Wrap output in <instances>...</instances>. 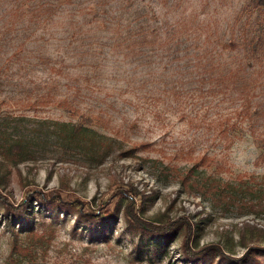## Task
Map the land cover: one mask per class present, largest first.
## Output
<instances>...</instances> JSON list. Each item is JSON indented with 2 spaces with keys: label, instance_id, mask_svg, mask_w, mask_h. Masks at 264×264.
Wrapping results in <instances>:
<instances>
[{
  "label": "rangeland",
  "instance_id": "rangeland-1",
  "mask_svg": "<svg viewBox=\"0 0 264 264\" xmlns=\"http://www.w3.org/2000/svg\"><path fill=\"white\" fill-rule=\"evenodd\" d=\"M145 1L160 17L195 13L216 29L214 37L227 38L237 34L234 16L249 0ZM81 2L64 1L57 10V0H0L1 194L14 206L34 191L74 200L66 214L32 200L28 215L16 220L0 203V264H189L181 234L154 241L129 233L123 220L129 205L149 221L188 222L193 244L217 245L227 255L221 262L213 257L215 264H246L244 244L264 250V208L252 211L264 202V158L247 119L237 115L233 87L209 93L206 84L203 95L187 96L195 84L175 65L170 69L164 52L112 47L117 33L101 26L84 25L70 39L68 22H81L84 8L103 2L118 15L121 0ZM253 93L254 106L264 110V75ZM80 116L106 138L101 165L58 139L55 122L75 124ZM253 122L256 132L264 128V116ZM17 140L26 153L14 163L5 148ZM78 210L84 218L85 211L114 218L88 230L84 222L75 226ZM30 224L42 242L29 238ZM253 257V264H264V251Z\"/></svg>",
  "mask_w": 264,
  "mask_h": 264
},
{
  "label": "trees",
  "instance_id": "trees-1",
  "mask_svg": "<svg viewBox=\"0 0 264 264\" xmlns=\"http://www.w3.org/2000/svg\"><path fill=\"white\" fill-rule=\"evenodd\" d=\"M64 1L68 0H57V10L62 8L61 4ZM81 1L83 0H78V3L82 4ZM102 4L103 2H98L96 5L84 8L87 13H84V19L81 22L73 21V19L68 22L70 39L80 36L78 33L82 32L84 25H87L88 29L101 26L113 32V34L117 33V35H113L115 38H113L112 47H120L123 43H127L125 47L129 48V52L134 46L139 49L151 48L157 52H164L170 69H173L175 65L176 69L184 71V79L188 81V84H195L194 87L190 86L187 96H193L195 92L199 96L203 95L204 85L206 84H211L209 93L218 87L223 86L225 89L233 87L238 99H240V108L237 115L242 119H247L251 135L260 150V157L264 158V128L256 132L253 127V120L264 116V110L255 107L253 101V90L259 79L264 75V0H249L241 7L234 16L232 23L234 26L237 24V34L232 30L227 38L214 37L216 29L210 24L199 22L196 14L192 12L178 19H172L169 16L160 17L156 13L152 2L121 0L119 14L114 15L109 9H104ZM97 6L102 8L104 14L102 17L106 18L100 17ZM173 6L180 8L181 5L176 2ZM71 7L68 10L70 11L69 15L74 18L77 9H74V6ZM89 12L92 16L87 18L86 14ZM254 13L256 17L252 20ZM81 38L86 39L87 37ZM87 40L90 41L91 39L87 38ZM92 43L90 42L87 47H90ZM231 52H235V56L232 57V60L227 61L224 56L230 55ZM172 92L174 95L176 94L175 90H172ZM75 93H78V91ZM80 118L81 121L75 124L55 122V126L59 128L58 139L62 142V146L67 149L71 150L72 147L83 148L88 159H97L96 164L101 165L103 156L109 149L106 138L103 135H97V132L92 130L88 116H80ZM25 149L26 146L21 140L14 141L13 144H9L8 148H5L7 154H10L9 158L14 163L24 160ZM200 162L202 164L206 162L204 157L200 158ZM247 189L251 192L254 191V188ZM59 196L60 194L57 191L50 193L49 196L34 191L27 194L25 203L14 206L7 200L6 196L1 194L0 189V203L4 207V213L10 216L12 220H16L23 215L26 217L30 212L28 209L31 208L29 202L32 200H35L38 205H45L53 209L52 211L55 214L59 210L64 214L68 213V206L74 200L69 198L62 200ZM53 199H58V201L56 202ZM110 203L111 201H108L106 205ZM260 203H263V205ZM257 206L260 208L252 211H260L264 208V202L260 201ZM106 210L107 208L104 211ZM76 212L79 219L75 221V226L84 222L83 224L86 223L90 228L88 230H95V226L100 221L111 222L114 218L113 215L102 220L90 211H85L87 215L84 218L82 215L84 211L78 210ZM82 217L84 220H82ZM123 220L127 224L129 233H139L142 236L150 237L154 241L171 240L181 234V252L189 264H215L213 257H218L221 262L227 256L217 245L202 248L193 244V234L188 222L169 219L149 221L139 216L130 205L123 211ZM247 227L253 228V226ZM27 235L30 239L42 242L43 237L34 233L31 224ZM244 247L247 251L242 256L241 261L246 264L256 263L253 254L264 251L245 244ZM16 249L23 251L25 254L29 253L28 247L24 249L17 247Z\"/></svg>",
  "mask_w": 264,
  "mask_h": 264
}]
</instances>
